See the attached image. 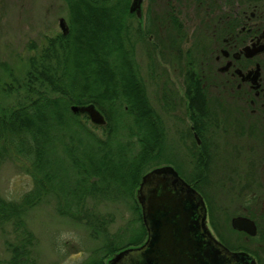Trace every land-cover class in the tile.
Returning <instances> with one entry per match:
<instances>
[{
    "label": "trees",
    "instance_id": "1",
    "mask_svg": "<svg viewBox=\"0 0 264 264\" xmlns=\"http://www.w3.org/2000/svg\"><path fill=\"white\" fill-rule=\"evenodd\" d=\"M65 1L67 30L49 38L38 54L29 57L24 74L14 76L11 71L6 74L10 83L0 84V165L10 160L33 179L32 190L19 200L0 195V231L9 236V258H0V264H40L39 240L26 218L29 211L51 200L60 216L84 225L90 237L101 241L83 264H112L119 255L144 246L148 237L137 192L144 175L164 165L166 129L134 56L136 41L154 33L152 24L144 32L140 26L134 28L133 0ZM214 5V0H187L185 6H196L202 16L213 14ZM178 9L168 4L161 15L173 19L170 33L174 34H181ZM203 22L212 29L216 20L207 16ZM162 26L154 35L165 45ZM171 41L174 44L178 38ZM201 63L187 62L186 95L201 140L200 146L195 143L196 166L204 195L203 180L218 172L212 144L219 129L227 130L220 126L223 116L216 123L211 113L213 99L204 85ZM73 106L94 107L105 118L104 124L74 114ZM234 134L243 138L240 129ZM186 181L199 189L196 182ZM109 203L131 205L130 218L117 230L111 226L115 216L101 209ZM256 224L258 235L253 239L264 242V224L257 219Z\"/></svg>",
    "mask_w": 264,
    "mask_h": 264
},
{
    "label": "rangeland",
    "instance_id": "2",
    "mask_svg": "<svg viewBox=\"0 0 264 264\" xmlns=\"http://www.w3.org/2000/svg\"><path fill=\"white\" fill-rule=\"evenodd\" d=\"M181 1L182 4L178 5L174 4V0H144L142 17L138 18L132 13L136 17L130 21L134 23V28L140 26L143 32L152 24L150 27L154 32L147 39L136 41L134 57L149 99L166 124V156L163 163L160 162L164 164L160 169L172 167L183 179H190L195 183L194 179L199 172L196 166L198 148L195 144L196 138L190 135L191 123L186 116V69L188 60H195L197 64L203 61V50L208 47V43L204 32L206 28L201 27V14L198 15L195 11L196 6H184L183 0ZM168 3L179 7L178 12L181 11L178 15L181 34L170 33L173 19L161 17L162 10L168 7ZM68 21L69 7L65 0H0V84L10 83L6 74L11 71L14 76L24 74V66L29 57L38 54L49 38L64 33ZM161 24L165 45L160 44L154 35ZM169 25L170 29H167ZM169 34L171 39L181 35V44L179 41L173 44ZM215 93L217 90L213 88L211 95L214 108L211 113L215 116L216 123L223 116L224 121L222 120L220 126L226 127L227 131L219 129L212 144L215 158L213 164L218 172H213L212 176L203 180L202 197L206 202L207 227L226 247L230 245L227 248L236 253L245 249L244 252L249 254V251L253 253L252 250L259 251L264 242L234 230L232 219L249 216L264 224L262 179L253 180L254 190L251 191L248 187L252 176L264 173L261 168L264 162V142H256L259 139L258 135L254 134L255 128H251L252 137H248L243 130V138L240 136L241 139H237V134L234 133L239 130L237 124L241 117L236 113L228 115L226 112L224 115L223 101ZM166 159L170 162L166 163ZM219 183L223 186L221 189ZM32 188L33 179L29 175L14 162L2 160L0 195L4 199L19 200ZM253 193L255 197L252 196ZM138 195L137 192V198ZM257 197H261L263 201H256ZM101 209L108 215L115 216L111 225L113 230L121 228L132 214L131 205L126 203H109ZM26 221L39 240L37 254L40 264H83L100 248L101 241L90 237V232L84 225L58 214L54 200L29 211ZM8 229L9 227H6V230ZM244 236L249 237L251 241H244ZM7 237L9 236L0 231L1 259L9 258ZM254 242L255 248L251 246ZM258 257L264 263V254L260 253Z\"/></svg>",
    "mask_w": 264,
    "mask_h": 264
},
{
    "label": "water",
    "instance_id": "3",
    "mask_svg": "<svg viewBox=\"0 0 264 264\" xmlns=\"http://www.w3.org/2000/svg\"><path fill=\"white\" fill-rule=\"evenodd\" d=\"M142 3L144 0H134L130 9L138 18L142 17ZM71 110L104 124L101 113L92 106H73ZM138 193L148 240L141 248L119 255L112 264H257L247 253L232 252L213 236L207 227L205 200L172 167L146 174ZM232 227L252 237L258 234L248 217L234 218Z\"/></svg>",
    "mask_w": 264,
    "mask_h": 264
},
{
    "label": "flooded vegetation",
    "instance_id": "4",
    "mask_svg": "<svg viewBox=\"0 0 264 264\" xmlns=\"http://www.w3.org/2000/svg\"><path fill=\"white\" fill-rule=\"evenodd\" d=\"M177 2L174 0V4ZM183 2L185 6L187 0H183ZM214 2L215 12L213 14L203 13L200 17V21L205 20L207 16L214 17L216 20L212 29H208L203 20L201 25L202 29L206 28L204 32L206 43H208V47L203 50L201 63L204 85L211 99L213 97L211 90L213 88L217 90L215 95L223 101L224 115L226 112L228 115L231 113L240 115L241 123L239 122L237 127L242 131L244 130L248 137L253 136L251 132L253 129L251 128H255L254 134L258 135V142L260 140L264 142V0H214ZM180 36H176L179 38V43ZM184 97L187 101V109L189 99L187 95ZM186 116L191 123L190 135L192 134L196 138V128L190 113H186ZM261 166L264 170V162ZM198 170L199 176L195 182L199 189H194L202 195L200 169L198 168ZM256 178L262 179V186L264 187V173L259 176L254 175L251 184L249 183L248 186L251 191L254 190V183L252 182ZM184 181L188 183L185 179ZM190 186L192 185L190 184ZM247 217L251 219L249 216ZM252 220L256 224V221ZM243 239L246 242L251 241L246 236ZM255 245V242L251 244L254 248ZM262 248L259 251L252 250L253 253L249 251L248 254L257 264H264L258 257L260 253L264 254ZM229 250L232 251V249ZM241 250L244 252L245 249Z\"/></svg>",
    "mask_w": 264,
    "mask_h": 264
}]
</instances>
